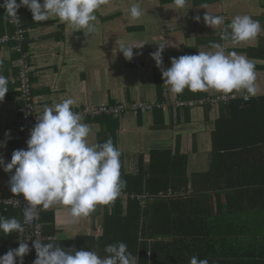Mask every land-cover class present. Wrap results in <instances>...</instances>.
Wrapping results in <instances>:
<instances>
[{"label": "crops", "instance_id": "0c3cea01", "mask_svg": "<svg viewBox=\"0 0 264 264\" xmlns=\"http://www.w3.org/2000/svg\"><path fill=\"white\" fill-rule=\"evenodd\" d=\"M132 3H139L144 9L139 20L129 17ZM205 5L207 9L202 8ZM171 7L173 0H108L96 11V30L89 35L73 30L58 18L35 22L32 12L22 7L37 108L43 111L45 106L67 98L74 99L73 109L77 111L116 102L155 103L161 100V68L150 54L157 51L159 43L168 44V56L162 53L163 67L167 63L171 66L172 57L213 51L210 43H221V31L237 15H249L264 26V0H187L183 9ZM207 11L224 17L225 24L217 29L206 25ZM5 12H0V35L11 30ZM197 15L200 21L194 19ZM224 42L226 52L243 55L255 64L257 84L262 90L257 96H263L264 31L247 43L234 45L230 39ZM121 43L144 44L133 49L142 54L126 60L118 51ZM13 47L12 42L0 45V58L4 59L0 74L17 71ZM8 87L4 101L0 102V156L6 163L11 161L14 150L21 149L17 121L20 90L14 85ZM216 93L185 89L181 94L172 93V97L195 99ZM225 104L183 110L177 122L169 109H155L117 118H83L82 123L92 128L90 143L112 140L121 153V176L129 174L131 183L139 182L140 173L143 180H148L154 151H167L173 158L187 159L186 174L181 176L180 183L179 178H171L174 165L167 157L169 154L158 159L163 164L157 171L158 177L178 182L179 191L173 198L190 201L180 204V214L176 209V215L181 217L173 238L175 246L179 238H184L189 241V254H206L222 263L264 264V118L263 123L260 116L247 122L240 116L238 131L215 133L217 122L228 116ZM246 125L257 127L258 131L245 133ZM9 130L10 138L5 135ZM246 142L252 143L245 145ZM14 171L5 172L0 165V196L19 195L12 193L9 183ZM106 210V206L98 205L88 216L73 221L66 207L49 208L43 212L49 237L44 243L55 242L65 250L97 252ZM2 212L0 216L5 217ZM5 236L0 231V244ZM193 256L202 259L198 254Z\"/></svg>", "mask_w": 264, "mask_h": 264}, {"label": "clouds", "instance_id": "9594fccd", "mask_svg": "<svg viewBox=\"0 0 264 264\" xmlns=\"http://www.w3.org/2000/svg\"><path fill=\"white\" fill-rule=\"evenodd\" d=\"M108 0H4L5 17L13 24L19 23L18 10L27 7L35 22L59 19L71 25L75 31L85 35L95 32L96 11ZM187 0H173L172 9H183ZM167 8V7H166ZM206 8L207 6H203ZM144 9L139 3H132L129 9L131 20H139ZM200 21L199 15L195 16ZM204 22L213 29L225 24L224 17L212 15L208 11ZM230 29V33L228 31ZM264 31V26L249 15H237L220 33L221 40H231L235 44L255 40ZM5 38H0V43ZM144 44L121 43L118 51L126 60L131 61L133 49H140ZM168 44L159 43L157 51L150 55L161 68L164 84L173 94L190 91L214 90L222 95L240 93L244 101L261 94L257 84L255 64L243 55L226 52L219 42H211L213 51H199L198 54H185L171 58V67L163 68L162 53ZM190 46V45H189ZM4 59L0 58V68ZM10 81L0 74V102L9 91ZM72 98L62 100L53 106H45L37 123L31 129L26 141L27 149L13 151L11 161L5 162L0 156V165L5 172L14 173L10 177V187L14 194H23L27 201L24 207V223L32 222L40 210H48L57 205L68 209L73 221L88 216L98 205L109 206L115 203L126 187V180L121 176V153L109 138L104 143H90L92 128L82 123V116L72 109ZM10 138V130L5 133ZM6 146V141L4 145ZM0 231L5 235L23 232L22 223L15 217L0 216ZM33 246L37 258L33 264H137V257L129 250L125 242L105 246L108 254L101 257L93 250H65L55 242L42 243L34 240ZM30 252L27 242L10 249L0 256V264H23V258ZM190 264H209L208 259L193 256Z\"/></svg>", "mask_w": 264, "mask_h": 264}, {"label": "trees", "instance_id": "16d2710c", "mask_svg": "<svg viewBox=\"0 0 264 264\" xmlns=\"http://www.w3.org/2000/svg\"><path fill=\"white\" fill-rule=\"evenodd\" d=\"M5 11L4 8L0 9ZM225 41V40H224ZM222 44V40H221ZM3 45V44H0ZM27 49V48H26ZM17 58V53H16ZM17 72V71H16ZM32 73V72H31ZM5 75V74H4ZM10 74H7L8 76ZM33 81V80H32ZM12 85V84H10ZM16 86V85H14ZM17 87V86H16ZM205 96V95H204ZM201 96V97H204ZM210 96V95H207ZM199 97V98H201ZM21 99V98H20ZM198 99V98H195ZM23 102L21 101V107ZM225 105L227 106L228 116L220 119L217 122L215 133L222 132H236L239 128L240 116L248 122L254 121L256 116H260L259 120L263 123L264 118V95L252 97L248 101H244L243 98L233 100ZM210 107V105H206ZM21 109V108H20ZM196 109L185 108V112L188 110ZM75 110L76 109H72ZM182 113V110H181ZM20 117V114H19ZM18 117V118H19ZM105 117V115L98 118ZM85 118V117H82ZM97 118V119H98ZM18 121V120H17ZM237 124V125H236ZM19 125V124H18ZM258 128L247 125L244 128L245 133L257 132ZM22 142V134H21ZM252 143V142H246ZM22 144V143H21ZM22 146V145H21ZM167 151H154L152 158L154 164L150 169V176L148 180H143V174L140 173L137 177L139 182L131 183L128 180L129 174L123 175L122 178L126 180V187L122 192L145 194L148 193L146 200V207L142 208L140 200L136 198H127L124 200L123 196H119L115 203L111 205V213H109L106 206V213L102 225V233L97 241L96 251L101 257H105L108 254L104 251L105 246L118 242H125L128 246V250L137 257V264H170L171 262H177V264H190L191 255L198 254L202 259H208L209 264H240V262H216L206 254H199L198 252L191 251L190 254L186 252L189 248L188 243L184 241V238L178 239V244L173 241L174 234L177 232V228L180 224V217L176 215V209H179L181 213L182 206L180 204L189 203L190 201H182L178 198L159 196L160 193H167L170 189L173 192H178V182H173L169 179H162V176L158 177L157 171L159 166L163 165L161 160H158L165 155H168ZM169 161H172V180H178L181 182V176L186 174L187 159L185 157L173 158L169 154L167 156ZM180 176V177H179ZM134 177H132L133 179ZM186 182V181H185ZM195 187L194 191L197 192ZM205 196V195H203ZM61 206V205H57ZM2 215L6 218H17L20 222L23 219L24 209H8L0 208ZM46 210H43V212ZM42 212V221L44 222V231L46 227L45 218ZM46 234V233H45ZM17 232L6 235L2 238V244H0V256L6 254L10 249L19 247V244L14 242ZM46 241V240H45ZM44 241V242H45ZM216 239H214L215 243ZM221 245V243H220ZM196 247V245H195ZM150 252L151 258L147 257V253ZM200 259V258H198Z\"/></svg>", "mask_w": 264, "mask_h": 264}, {"label": "built area", "instance_id": "2783aa9c", "mask_svg": "<svg viewBox=\"0 0 264 264\" xmlns=\"http://www.w3.org/2000/svg\"><path fill=\"white\" fill-rule=\"evenodd\" d=\"M4 0H0V4H3ZM19 3V0H17ZM3 7H0V9ZM19 23L13 24L11 22L12 31L0 35V38H5L3 43L0 44H14V50L17 53V72L12 73L7 77L10 81L9 84L16 85L20 90V98L23 105L20 109V117L18 118V124L22 134V146L21 149H27L26 141L30 138L31 129L37 123V117L42 114L43 111L39 110L34 102L33 95V81L31 73V65L29 61V52L25 47L27 41L28 28L25 26L22 19V7L18 10ZM166 56L168 53L164 50ZM170 65L167 63L163 68L167 69ZM162 74V71H161ZM236 98H232V95H222L218 93L216 95L204 96L198 99H183L173 98L172 93L169 91V87L162 82V99L155 103H148L146 101H131V102H116L112 104H101L99 106L84 108L78 112L82 117L88 119H97L100 116H110L117 118L126 113L140 114L153 111L155 108H168L175 120H177L181 110L185 108H193L197 105H215L221 103H229L233 100L242 98L241 94L236 93ZM206 104V105H205ZM120 196L124 197V200L131 197L141 200V205L144 207L145 198L147 194H134L122 192ZM27 206V201L23 197V194L19 195H6L0 196V208L3 207L5 210L8 209H24ZM62 206V205H61ZM42 212H38V216L30 223H24V217L21 221L24 231L17 232L14 242L19 244L27 242L30 247V252L23 258V264H33L37 258V252L33 246L34 240H40L42 243L49 237L44 231V222L42 221ZM150 256V254H149ZM17 264H19V258H17Z\"/></svg>", "mask_w": 264, "mask_h": 264}, {"label": "rangeland", "instance_id": "374dc122", "mask_svg": "<svg viewBox=\"0 0 264 264\" xmlns=\"http://www.w3.org/2000/svg\"><path fill=\"white\" fill-rule=\"evenodd\" d=\"M8 22H9V20H8ZM9 25H10V23H9ZM11 26V25H10ZM12 31V26H11V30L9 31V32H11ZM8 33V32H7ZM222 44L224 45V46H226V49L228 48L227 47V45H226V43L224 42V40H222ZM166 50V49H165ZM168 53V52H167ZM171 67V66H170ZM161 73V72H160ZM161 81L163 82V78H162V74H161ZM216 94H218V93H216ZM216 94H213V95H216ZM161 99H162V83H161ZM160 101V100H159ZM157 102V101H156ZM206 105V104H205ZM213 106H217V104H215V105H210V107H213ZM206 106H201V105H197L195 108H205ZM155 109H160V108H155ZM154 109V110H155ZM161 109H168V108H161ZM184 110V109H183ZM182 110V111H183ZM170 111V110H169ZM170 113H171V111H170ZM171 115H172V113H171ZM180 116H181V112H180V114H179V116H178V118H177V120H175L174 118H173V116H172V118H173V120L175 121V122H177L178 121V119L180 118ZM134 194H136V193H134ZM173 195H175V192H173L171 189L167 192V193H160L159 194V196L160 197H162V198H167V197H173ZM129 198H131V197H129ZM147 198H148V195H147V197L145 198V205H144V207L141 205V207L142 208H145L146 207V200H147ZM132 199V198H131ZM139 200V199H138ZM140 204H141V200H140ZM149 254H150V252H148L147 253V257L150 259L151 258V254H150V256H149Z\"/></svg>", "mask_w": 264, "mask_h": 264}]
</instances>
